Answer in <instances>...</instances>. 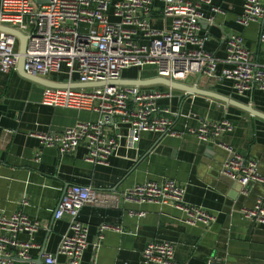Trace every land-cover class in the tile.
Listing matches in <instances>:
<instances>
[{
  "label": "built area",
  "instance_id": "obj_1",
  "mask_svg": "<svg viewBox=\"0 0 264 264\" xmlns=\"http://www.w3.org/2000/svg\"><path fill=\"white\" fill-rule=\"evenodd\" d=\"M156 0H0V25L16 29L27 36L23 69L54 82H98L123 78L124 71L151 66L155 76L186 83L190 77L227 79L233 94L244 95L252 89L264 94V65L254 62L252 52L241 34L228 32L223 37V67L217 72L219 60L205 48L208 40L200 34L199 21L202 3L210 0H158L160 12L169 21L168 27L157 29L150 25ZM219 11V8L212 7ZM264 21V0H243L236 23L245 27L250 22ZM264 59V30L258 34ZM18 60L17 39L0 31V72L15 70ZM56 76L57 79L51 77ZM198 81V83H199ZM187 84V83H186ZM149 87L131 85H103L91 88L44 87L41 104L77 111H89L96 119L77 121L60 131L30 132L39 141L34 161H40L42 147H55L60 155L83 148L82 159L94 165H104L119 151L138 150L143 132L181 136L188 133L199 141L212 142L226 154L220 173L240 183L261 184L264 174L259 162L245 153L218 140L233 129L224 115L220 119L186 115L161 106L159 100L170 97ZM182 115L196 120V126L184 125V130L171 128L172 117ZM264 164V163H263ZM247 195L249 191H242ZM185 188L170 178L143 181L123 189L119 195L100 193L91 185L71 184L63 191L54 211V219L69 216L54 253L43 252L42 264H80L88 246V226L79 219V210L86 204L118 207L120 200L135 203L168 205L182 213L188 225H202L208 229L216 215L200 205L187 203ZM21 205H26L23 199ZM144 216V212L129 211ZM244 218L264 226V195H258L251 208L241 209ZM37 220L16 211L7 215L0 208V264H34L29 251L37 248L33 241L39 229ZM119 227L101 224L97 244L105 230ZM25 233L29 240H20ZM62 257L58 261V257ZM20 261V263H18ZM142 264H181L175 258L174 243L152 240L141 252ZM206 264H220L214 257ZM251 264H264L260 263Z\"/></svg>",
  "mask_w": 264,
  "mask_h": 264
},
{
  "label": "crops",
  "instance_id": "obj_2",
  "mask_svg": "<svg viewBox=\"0 0 264 264\" xmlns=\"http://www.w3.org/2000/svg\"><path fill=\"white\" fill-rule=\"evenodd\" d=\"M242 3L243 0H210V4L201 5L200 34L208 37L205 48L219 60L218 73L224 66L223 37L228 32L241 34L252 52V60L264 65L258 43L264 21L239 26L236 18L242 10ZM212 7L219 8V11L212 10ZM160 8L161 3L156 0L149 17L150 25L157 29L167 28L169 24ZM131 70L127 73L124 71L122 77H155L151 66ZM51 78L57 79L55 75ZM196 79L190 77L186 83L193 85ZM230 84L227 79L203 77L198 86L229 95L264 112L262 91L254 88L238 96L231 92ZM43 88L21 75L16 68L9 73L0 72V208L7 215L20 211L40 223L32 238L38 247L29 251L31 260H36L41 250L54 253L61 235L68 230L67 214L60 219L53 216L67 186L91 185L100 193L119 195L123 189L135 183L158 181L165 177L183 185L185 201L206 208L216 215V221L206 230L200 224H185L182 213L168 205L121 200L118 207L86 204L79 210V219L89 229L88 246L80 264H142L143 248L157 239L174 243L175 258L181 264H206L208 255L219 251L218 239L229 221L232 223V236L228 264H245L247 258L253 261L264 259V233L253 232L258 228L264 230V226L241 219L238 214L231 217L226 212L230 208L228 203L233 200L231 197H235L234 202L237 200L238 184L225 176H218L213 168L224 158L221 151L215 149L220 148L215 143L199 141L188 133L170 136L143 132L137 151L122 148L119 155L110 156L104 165L84 161L81 147L66 155H60L55 147H42L40 161L35 162L34 153L40 145L36 137L29 135L30 132L60 131L77 121L97 118L95 113L89 111L41 104ZM149 88L163 92L170 90L171 96L161 98L159 104L179 114L194 113L210 119H220L226 115L233 129L223 133L218 140L253 159L264 157V120L199 95L186 96L161 85ZM185 124L196 126L197 123L192 117H172L173 130L182 131ZM259 168L264 174V166ZM262 192L260 187H254L243 202L250 205V199H255ZM23 199L27 201L26 205L20 204ZM129 211L145 214L139 216ZM101 224L119 227L120 231L105 230L97 244ZM19 238L29 240L25 233H21ZM61 260L59 256L58 261Z\"/></svg>",
  "mask_w": 264,
  "mask_h": 264
},
{
  "label": "water",
  "instance_id": "obj_3",
  "mask_svg": "<svg viewBox=\"0 0 264 264\" xmlns=\"http://www.w3.org/2000/svg\"><path fill=\"white\" fill-rule=\"evenodd\" d=\"M48 0H37L38 3H46ZM0 31L6 32L8 34L13 35L16 39H17V49H18V60H17V65H16V70L23 75L24 77H27L28 79H31L32 81L44 86V87H52V88H65V87H70V88H91V87H99V86H103L106 84L109 85H131L134 87H149V86H154V85H161V86H165L169 89H173V90H177L182 92L184 95L186 96H191V95H199L202 97H206L208 99H211L213 101L216 102H220L224 105H226L227 107H234L240 111H243L245 113H247L248 115H250L251 117L254 118H258L261 120H264V112L260 111L256 108H254L252 105L248 104V103H243L237 99H235L234 97H231L229 95H225L213 90H208V89H204V88H200L198 86V81H199V77H197V79L195 80L193 85H189L186 83H180V82H176V81H171L169 79L163 78V77H150V78H141V77H137L136 79H118L115 81H98V82H87V83H77V82H71V83H66V82H54L51 81L49 79H45L36 75H28L26 74V72L23 69V61H24V53L26 50V41H27V36L16 30V29H12L6 26H0ZM219 151H221V153L225 156L226 152L223 149L220 148H215ZM224 160V158H223ZM222 161H218L216 163L215 166H213V168H215V171L217 173V175L224 177V175H222L220 173V169L222 166ZM255 160H257L259 162V167H263L264 166V157H255ZM226 177V176H225ZM229 179V178H228ZM236 182V181H235ZM238 184V191H237V197H236V201L234 202L235 197H231L232 202H229V210H227V214H229L231 217L234 214H238L239 217L241 219H245L243 214L241 213V209L243 208H251L254 205L255 199H250L251 204L250 205H246L243 201L245 198H247L245 194L242 193V191H250L252 189H254V187L258 186L262 189V193L259 194L260 196L264 195V186L260 185V184H253V183H247L246 185L242 186L240 183L236 182ZM236 195V193H235ZM231 230H232V223L229 221V223L227 224V226L224 227V230L221 233V237L218 239V243H217V248L219 249V251L217 253H212L210 255H208L207 258L210 257H214L217 260H219L220 264H228L229 262V255H230V240H231ZM257 231L259 232H263L264 230L262 229H256V231L254 230V233H257ZM44 250H41L39 257L36 260H32L34 264H42L41 261V255L43 254ZM31 260V259H30ZM264 261H253L252 259H245V264H251V263H260Z\"/></svg>",
  "mask_w": 264,
  "mask_h": 264
},
{
  "label": "rangeland",
  "instance_id": "obj_4",
  "mask_svg": "<svg viewBox=\"0 0 264 264\" xmlns=\"http://www.w3.org/2000/svg\"><path fill=\"white\" fill-rule=\"evenodd\" d=\"M128 70H129L130 72L132 71L131 69H127L125 72H126V73L129 72Z\"/></svg>",
  "mask_w": 264,
  "mask_h": 264
}]
</instances>
